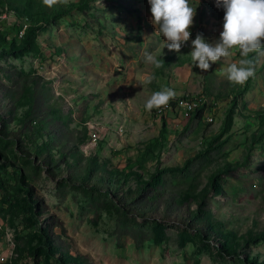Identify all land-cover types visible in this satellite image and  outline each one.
<instances>
[{
	"label": "rangeland",
	"instance_id": "374dc122",
	"mask_svg": "<svg viewBox=\"0 0 264 264\" xmlns=\"http://www.w3.org/2000/svg\"><path fill=\"white\" fill-rule=\"evenodd\" d=\"M79 1L21 21L42 0H0V264H264V55L243 85L225 74L238 49L192 65L197 32L223 30L213 0H190L179 53L148 0L62 11ZM164 87L174 104L146 110ZM188 98L198 117L167 112Z\"/></svg>",
	"mask_w": 264,
	"mask_h": 264
},
{
	"label": "clouds",
	"instance_id": "9594fccd",
	"mask_svg": "<svg viewBox=\"0 0 264 264\" xmlns=\"http://www.w3.org/2000/svg\"><path fill=\"white\" fill-rule=\"evenodd\" d=\"M51 8L58 3L67 4L68 0H42ZM150 5V22L164 40V47L169 51L180 52L190 38V28L194 23L196 7L191 6L190 0H148ZM216 7L224 9L223 30L216 40H208L202 32H197L191 40L190 52L192 65L201 71L210 69V62L216 63L230 55L232 49H238L242 57L238 62L231 63L225 69L226 78L230 83L243 85L255 74L250 53L264 55V0H215ZM162 56L163 53L161 52ZM144 62L156 69L163 67V59L145 51ZM155 75L150 74L141 82L151 84ZM176 93L170 87L154 91L147 99L145 108L161 109L170 100L175 99Z\"/></svg>",
	"mask_w": 264,
	"mask_h": 264
},
{
	"label": "trees",
	"instance_id": "16d2710c",
	"mask_svg": "<svg viewBox=\"0 0 264 264\" xmlns=\"http://www.w3.org/2000/svg\"><path fill=\"white\" fill-rule=\"evenodd\" d=\"M214 2H215V0H213ZM84 3V0H80L79 2H75V3H73V4H71L70 6H67L65 9H63L62 11L63 12H67L68 10H69V8L68 7H71V6H75V7H80L81 8V6H82V4ZM34 15H33V17H31V16H21V17H17L18 18V20H21L22 21V19H20V18H25V19H27V17L28 18H30V19H33V21H35V20H38L39 18H41V16H43V15H45V14H47L48 13V11H47V6L46 5H42V6H35L34 7ZM208 14L212 17V18H214V19H218V20H222L223 19V16H224V9L223 8H218V7H216V5L215 6H213V4H208ZM18 27H21V25L19 24V25H17ZM25 29V31H24V33L25 34H27V32H28V30H29V26L26 28H24ZM24 34V35H25ZM4 37V36H3ZM21 37H22V35H21ZM1 41V40H0ZM5 43V42H4ZM6 43H8V42H6ZM252 54H250L249 55V58L252 60ZM245 87H246V85H245ZM171 105H173L174 104V99H173V101L172 102H169ZM154 111V110H153ZM200 111H201V109L200 108H197L196 109V111L194 110V111H191L192 113V115L193 116H196V117H198L199 116V114H200ZM154 113H155V111H154ZM190 114V115H191ZM156 115H158V116H161L162 117V115L161 114H156ZM229 123H230V115L228 114L227 116H226V122H225V126H224V129H227L228 128V125H229ZM160 135L162 136V132L160 133ZM150 195H146L147 197H153V198H159L160 200H162V201H166V200H168V201H171L170 203L172 204L173 202H172V196L171 195H168V194H166V193H164V192H160V191H158V189H153V190H151V192L149 193ZM170 204V205H171ZM174 204H172V206H173ZM177 206V205H176ZM175 209H177V208H175ZM175 213V212H174ZM179 213V212H178ZM176 216H180V214H177Z\"/></svg>",
	"mask_w": 264,
	"mask_h": 264
},
{
	"label": "bare ground",
	"instance_id": "6f19581e",
	"mask_svg": "<svg viewBox=\"0 0 264 264\" xmlns=\"http://www.w3.org/2000/svg\"><path fill=\"white\" fill-rule=\"evenodd\" d=\"M181 106L184 108H173V109H182V110H188V111H194L196 110L198 107V102L196 100H192V99H186L181 103ZM172 109V108H171ZM183 113V112H182Z\"/></svg>",
	"mask_w": 264,
	"mask_h": 264
},
{
	"label": "built area",
	"instance_id": "2783aa9c",
	"mask_svg": "<svg viewBox=\"0 0 264 264\" xmlns=\"http://www.w3.org/2000/svg\"><path fill=\"white\" fill-rule=\"evenodd\" d=\"M183 111H184V110H182V109H170V110H168L167 112H176V113H178L179 115H181Z\"/></svg>",
	"mask_w": 264,
	"mask_h": 264
}]
</instances>
